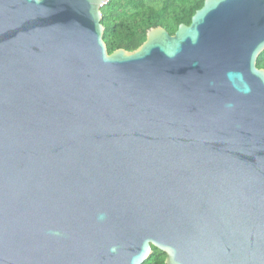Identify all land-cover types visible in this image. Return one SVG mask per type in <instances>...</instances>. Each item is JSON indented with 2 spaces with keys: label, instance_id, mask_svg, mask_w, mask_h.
Here are the masks:
<instances>
[{
  "label": "water",
  "instance_id": "1",
  "mask_svg": "<svg viewBox=\"0 0 264 264\" xmlns=\"http://www.w3.org/2000/svg\"><path fill=\"white\" fill-rule=\"evenodd\" d=\"M107 0H0V264H264V0L111 53Z\"/></svg>",
  "mask_w": 264,
  "mask_h": 264
},
{
  "label": "trees",
  "instance_id": "2",
  "mask_svg": "<svg viewBox=\"0 0 264 264\" xmlns=\"http://www.w3.org/2000/svg\"><path fill=\"white\" fill-rule=\"evenodd\" d=\"M204 0H107L101 7L103 40L109 53L117 48L136 49L146 31L162 26L173 34L179 24H190L191 17ZM256 65L264 69V50ZM155 255V254H154Z\"/></svg>",
  "mask_w": 264,
  "mask_h": 264
},
{
  "label": "flooded vegetation",
  "instance_id": "3",
  "mask_svg": "<svg viewBox=\"0 0 264 264\" xmlns=\"http://www.w3.org/2000/svg\"><path fill=\"white\" fill-rule=\"evenodd\" d=\"M166 256L163 250L151 245L149 254L142 264H166Z\"/></svg>",
  "mask_w": 264,
  "mask_h": 264
}]
</instances>
